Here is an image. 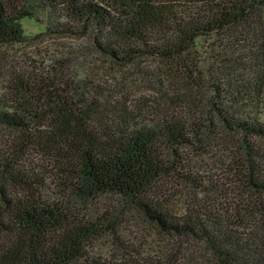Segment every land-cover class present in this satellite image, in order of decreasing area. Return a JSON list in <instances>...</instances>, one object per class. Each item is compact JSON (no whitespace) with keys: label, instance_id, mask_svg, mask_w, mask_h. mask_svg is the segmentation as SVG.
<instances>
[{"label":"trees","instance_id":"16d2710c","mask_svg":"<svg viewBox=\"0 0 264 264\" xmlns=\"http://www.w3.org/2000/svg\"><path fill=\"white\" fill-rule=\"evenodd\" d=\"M44 15L122 71L154 64L153 93L119 102L74 81L70 55L15 70L23 20ZM0 128V264H264V0H0ZM220 144L226 183L200 163ZM133 211L171 244L127 240Z\"/></svg>","mask_w":264,"mask_h":264},{"label":"rangeland","instance_id":"374dc122","mask_svg":"<svg viewBox=\"0 0 264 264\" xmlns=\"http://www.w3.org/2000/svg\"><path fill=\"white\" fill-rule=\"evenodd\" d=\"M26 39L10 50L11 62L17 71H26L44 67V71L57 68L60 58L70 55L64 60V64H72L70 75L74 81L86 82L90 88L98 87L103 93L115 96L116 100L123 102L127 100L129 104L138 97L148 96L153 93L146 84H143V73L146 69H153L154 64L149 63V68L144 67L140 73L135 75L128 70L122 71L118 67L111 66L106 62L100 50L95 49V39L91 30L83 29L81 32H59L53 29V25L45 17L25 18L23 20ZM56 25V24H55ZM151 71V70H150ZM140 77V78H139ZM139 78L138 80H136ZM97 88V89H98ZM93 89V88H92ZM5 132L0 128V136ZM230 147L220 144L214 149L217 156L203 157L201 169L203 173L213 176L216 182H229L227 177H231L222 164L227 162L230 156ZM220 159V164L217 162ZM222 169V170H221ZM222 180H218L219 178ZM188 190V189H187ZM114 196V195H113ZM110 194H104L90 200L85 213L97 215L105 211L114 204L117 199ZM123 220L122 234L127 240L139 246L144 253L152 254L159 248L164 250V246L170 245L171 240L158 231L139 213L133 211L127 214ZM173 243V242H172ZM96 250L110 255L115 252L116 246L111 235H104L98 239Z\"/></svg>","mask_w":264,"mask_h":264}]
</instances>
